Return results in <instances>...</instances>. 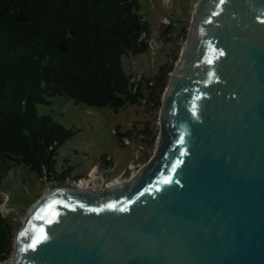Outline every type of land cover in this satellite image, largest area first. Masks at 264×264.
<instances>
[{"label":"water","instance_id":"1","mask_svg":"<svg viewBox=\"0 0 264 264\" xmlns=\"http://www.w3.org/2000/svg\"><path fill=\"white\" fill-rule=\"evenodd\" d=\"M155 157L96 192L55 185L12 264H264V0H200Z\"/></svg>","mask_w":264,"mask_h":264},{"label":"trees","instance_id":"2","mask_svg":"<svg viewBox=\"0 0 264 264\" xmlns=\"http://www.w3.org/2000/svg\"><path fill=\"white\" fill-rule=\"evenodd\" d=\"M151 34L138 0H0V184L21 165L41 180L66 184L68 171L59 173L57 157L75 132L51 114L39 115L38 106L51 98L119 112L155 97L161 107L168 64L151 78L123 70L125 56L150 49ZM2 202L0 196V262L11 256L14 239Z\"/></svg>","mask_w":264,"mask_h":264},{"label":"rangeland","instance_id":"3","mask_svg":"<svg viewBox=\"0 0 264 264\" xmlns=\"http://www.w3.org/2000/svg\"><path fill=\"white\" fill-rule=\"evenodd\" d=\"M199 1L138 0L139 13L152 27L150 49L125 56V73L134 78H151L168 64L170 79L181 59ZM167 88L168 85L160 93L161 107ZM152 99L149 105H130L119 112L110 108L90 109L61 96L51 98L49 106L39 105V115L51 114L57 123L75 132L59 148L57 157L59 173L68 171L66 184L89 180L95 191L100 192L118 178L130 180L136 176L155 157L159 145L161 107H157L155 97ZM128 132L129 136L122 139L117 135ZM55 183L41 180L23 165L12 167L2 180L1 213L12 225L14 239L11 256L0 264H12L15 239L24 225L22 217L28 215L34 203Z\"/></svg>","mask_w":264,"mask_h":264}]
</instances>
